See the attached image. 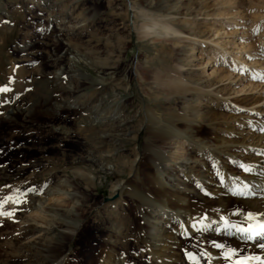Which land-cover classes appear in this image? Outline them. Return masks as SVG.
I'll list each match as a JSON object with an SVG mask.
<instances>
[{
    "label": "rangeland",
    "instance_id": "rangeland-1",
    "mask_svg": "<svg viewBox=\"0 0 264 264\" xmlns=\"http://www.w3.org/2000/svg\"><path fill=\"white\" fill-rule=\"evenodd\" d=\"M142 9L174 16L181 40L170 41L158 27L148 34ZM174 71L213 90L220 103L238 101L242 120L254 107L252 123L240 133L257 141L264 133L258 126L264 125V0H0V89H8L0 91V167H6L0 168V199L27 193L26 203L4 206L14 216H0V260L6 257L1 244L14 243L25 227L37 232L23 241L49 231L55 244L74 226L61 264L72 256L87 264L105 242L132 243L138 212L118 191L135 183L133 170L148 163L145 106L164 127L175 113L190 115L182 133L191 138L162 148L169 170L192 166L181 189L188 181L199 190L207 186L208 176H199L204 163L220 172L206 150H197L193 134L199 129L202 137L206 122L198 112L214 102L170 95L157 75ZM204 136L211 131L205 128ZM127 161L131 172L122 171ZM56 181L63 188L58 201L50 193Z\"/></svg>",
    "mask_w": 264,
    "mask_h": 264
},
{
    "label": "bare ground",
    "instance_id": "bare-ground-1",
    "mask_svg": "<svg viewBox=\"0 0 264 264\" xmlns=\"http://www.w3.org/2000/svg\"><path fill=\"white\" fill-rule=\"evenodd\" d=\"M142 13L148 17L141 25L142 29L148 30V34L150 30L158 27L170 36V41L181 40L173 24L174 16L158 18L143 9ZM240 57L242 59V56ZM237 60V64L241 63L240 58ZM157 78L170 95L176 94L182 98L202 95L213 100V107L207 105L202 108V112H198V116L206 122V126H202V137L199 129L193 134L198 138V141H195L197 150H206L213 158L212 162L220 166V172L211 173L212 165L204 163V170L199 176H208L207 186H202L203 189L199 190L196 184L188 181L185 188L181 189L179 183L181 179L184 181L191 178L192 166L187 167L183 163L177 166L178 172L169 170L162 148L168 140L177 142L183 137L187 140L191 138L182 133L184 121L189 119L190 115H187V112L175 113L171 123L164 127L155 117L151 107H143L144 117L148 122L146 133L148 132L149 143L145 146L148 163L143 168L138 166L133 170L135 183L126 182L118 191L119 196H124L126 192L133 203L135 202L138 214L134 223L138 224V232L134 234L132 243L122 241L117 244L109 241L97 247L87 264H114V259L120 256L125 259V264H233L234 260L243 256L264 260V248L260 247L264 244V235H257L249 240L234 229H226L221 219L223 217L231 224L247 227V214L252 213L255 217L252 223L264 222V133L260 132L255 142L247 141V134L240 133L244 124L252 123L251 110L255 108L251 107L246 112L247 116H250L242 120L239 116L244 113L237 114L240 109L236 100L229 103L228 99H222L220 103V97L214 95L213 90L193 85L189 79L176 71L166 75L158 74ZM257 103L258 101L255 104ZM229 117L235 119L234 124L228 121ZM258 126L262 129L264 125ZM205 128L211 131L210 138L204 136ZM235 128L237 130L234 132ZM256 132V129H251L249 139H253ZM259 141L261 142L258 145ZM252 143H256L257 147H250ZM132 167L133 164L127 161L123 163L122 171L131 172ZM244 167L250 171L245 172ZM0 168L6 167L2 165ZM179 170L183 171V177L180 176ZM245 185L246 195L234 194V189H243ZM62 190L58 181L52 183L50 193L55 196L51 199L58 201L57 194ZM55 219L52 217L47 221L54 222ZM124 219L127 220V217ZM132 220L133 218L128 221ZM144 221H147V226H144ZM168 223L169 226H166ZM171 223L175 224L176 228L171 229ZM70 228L72 233L64 234L61 240L54 244V235L49 231L44 232L41 239L23 241L30 240L34 232H37L31 227H25L16 233L14 243L1 244L3 255L6 257L0 260V264H61L66 256L67 242L75 230L74 226ZM129 228L130 226H127V229ZM210 231L219 235H210ZM179 234L182 237L178 242ZM216 244L225 247L218 249ZM229 248L237 251V256L232 260L224 257V252ZM143 251L147 255L144 258L141 256ZM133 252L136 253V260ZM189 253L195 257V262L189 258ZM72 259L73 261H68L67 264H80L78 259L73 256ZM252 264H259V261H252Z\"/></svg>",
    "mask_w": 264,
    "mask_h": 264
},
{
    "label": "snow or ice",
    "instance_id": "snow-or-ice-1",
    "mask_svg": "<svg viewBox=\"0 0 264 264\" xmlns=\"http://www.w3.org/2000/svg\"><path fill=\"white\" fill-rule=\"evenodd\" d=\"M0 91H8L7 88L0 89ZM244 171L248 172L250 171L249 168L244 167ZM46 187V185H45ZM28 191H36V189H29ZM234 194L237 195H246L247 194V186L243 189L237 188L234 189ZM27 193L17 192V194L8 195L0 199V216L11 218L14 216V211H4L5 204L11 202L13 204H21L26 203V199H22L21 197H26ZM221 219L224 222V227L226 229H234L237 233L243 234L247 239L251 240L253 237L257 235H264V222L259 223H252V221L255 219L252 213H248L246 219L249 221L247 227H243L238 224H231L228 220L221 217ZM216 248L218 249H224V245L222 244H216ZM260 247L264 248V244H261ZM189 258L192 259L195 262V257L191 255V253L188 254ZM237 256L236 249L229 248L227 251L224 252L225 259L232 260L233 257ZM252 261H259V264H264V260H260L259 257L254 256H243L239 259H236L233 261V264H252Z\"/></svg>",
    "mask_w": 264,
    "mask_h": 264
}]
</instances>
